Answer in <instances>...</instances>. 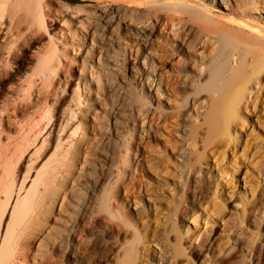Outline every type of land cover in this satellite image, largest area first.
<instances>
[{
  "label": "bare ground",
  "instance_id": "bare-ground-1",
  "mask_svg": "<svg viewBox=\"0 0 264 264\" xmlns=\"http://www.w3.org/2000/svg\"><path fill=\"white\" fill-rule=\"evenodd\" d=\"M81 1L85 2L88 0ZM243 3V0H189L187 3L184 1L178 2V4L184 5L190 14H193L192 17H195L194 24L196 23L199 25V54L195 55V45L187 42L188 40L179 41L180 44L172 54L178 53L176 56L177 58L181 53L190 55V60L188 63L184 64L183 68L179 69L180 76H178L177 79H173L169 75H163L159 65L155 62L157 61L156 59H158L157 53L148 48L149 42H151L152 39L151 38L149 41L146 27L148 23H146L145 20H134V18L130 16L124 17L126 13H132V7L130 9L129 6H101L99 8H92L90 4H83V6H79L70 11L63 9L64 5L61 9L59 7L60 10L57 12L61 19L60 27L62 28L58 31L60 39H57L56 36L48 37L50 42L48 48H50V51L54 54L57 50L56 44L60 45L63 53H66L67 49L73 51L74 48L68 45L67 39L65 38V35L68 34L80 38V42L77 46L82 54H84V58H86L90 50L92 53L94 49L100 50L102 46L104 48L109 47L112 52H110L109 58H107L108 60L106 59L107 63H105L106 72H108L109 75H115V73L119 71L120 66L117 55L119 50H127V52L125 50V57L127 61L129 60L132 62V68L135 67V63L140 65L141 72L139 75L140 78L144 80V82H142L144 83V87H146L145 89L147 90L151 102L149 104L143 101L132 103V101L128 99L131 101H128V104L135 114L136 125H134L137 126V132H135V155L133 160L134 169L135 171H141V160L143 158L142 149L146 146H143L145 137L147 138L150 136L154 139L153 145H160L159 150L151 146V149H155L154 153L156 155L153 154L156 156L157 163L154 165L153 161L152 163L150 162V168L155 169V171L157 169L159 173H162L165 182H174V179L175 181L178 178L181 179L184 174L187 175V172L190 174V180L188 181L189 185L184 193L188 195L186 200L195 198V202L192 203V201V205L189 203L191 206H188L189 204L187 206L192 208L191 211L193 213H191L190 218H192L193 224L197 226L199 217L196 216L197 211L195 207L203 198L202 193H212V200L219 201L221 193H225V189L230 190L229 193L234 192L232 186L243 171V167L241 166L243 163H237L236 159L238 157H245V152L249 146V140L246 139V137L252 136L253 130L250 131V133L247 132L251 127L252 129H255L254 127L264 129V53L262 52L264 50H258V52L260 51L263 55L259 53L256 54L257 51L254 52L260 46L259 43H261L259 42L261 40L256 34L264 33V29L262 27L260 28L257 23L251 21V19H253L252 15L256 14L258 10L256 11L254 9L256 11L255 13L249 11L250 14L245 13L241 15V13H244L242 10H248L244 8L245 4L243 5ZM48 4L45 0H0V37L2 40L6 38L8 39L7 44L13 45L19 42L24 43L22 41L25 40L28 42L29 38L40 37V32H42V29L47 28L46 25L48 23L55 24L58 20L56 11L54 12V9L50 8ZM207 9L222 11L221 18L230 16V23L225 24L215 20ZM238 13L245 18V23L238 21L240 16ZM27 20L30 21L28 22ZM207 21L216 23L215 25L213 23L214 26L212 25V27H210V22L208 23ZM178 23L179 22H176L175 26L176 24L178 25ZM233 24L249 32L247 33L248 35L242 32H239L237 35L236 33L238 32H234L235 35L233 36H238V39L244 42L242 46L236 42L234 43L232 37L231 39L225 34H220V32L223 33L225 30H229L227 26H232ZM219 25H221L222 28H220ZM171 26L173 27L174 24ZM223 26L225 30H223ZM119 31H123L126 38L131 40L132 43H130L135 45L134 47L137 49H133L130 43H122L123 45L121 46L120 39L117 37ZM194 35L195 37L197 36L196 32ZM94 39L98 41V44L94 45ZM249 44L250 46H248ZM258 44L259 46L257 47ZM8 45H6V47ZM12 45H9L7 49ZM254 45L257 47L256 49L252 48V46L255 47ZM12 49L13 48H11V50ZM259 49H264V46L262 48L259 47ZM54 54L52 56H54ZM11 55L12 51L10 50L4 52L2 63H0V69L10 65L9 58ZM193 56H196V58ZM65 61L66 60L62 58L58 64L64 66L66 63ZM166 63L169 64L170 62L166 61ZM98 66H100V64L96 60L88 58L85 60L83 70L81 71L82 73L76 81L75 86L68 94L69 100H65L62 95L59 97L56 96L53 85L51 86L48 83L49 86L47 87L46 78L48 79L49 76L46 77V75L52 70V65L50 61H43V59H41L33 75L19 78L18 88L7 97V100L0 102V123L3 124L2 122H5L6 126L8 125L17 135L15 143L13 142L17 151H25L26 145L27 147H29L28 145L33 146V148L31 146V149H33L32 156L37 153L41 154L42 150L46 151L45 154L52 151L46 164L42 167L40 172L36 174L34 179L30 180L28 177H26L27 179H22V181L18 179L15 186L17 188V193H13V191L10 193L7 192V198L3 199L7 200L6 207L3 205L5 207L3 212L5 213V211H7L6 216L9 222L6 224L3 231L0 229V264H37L38 258H40L39 249H41L40 247H42L43 241L46 240L52 230L51 226L48 225L49 221L55 220V216L65 209L64 206L67 201L65 200L66 193L62 192L57 187V179L61 177L64 186L65 183L68 185L72 184L80 176L82 163L85 161V157H88L86 155L89 153V149L92 146L88 131L89 128H94L97 125L95 121L98 117L94 106L98 103V97L96 95L99 76H97L99 71L96 68ZM132 68H130V70L133 72ZM93 86L96 87V91L93 90ZM46 87L47 90L45 89ZM176 87H178L180 93L183 94L181 101L180 103L176 102L177 97L170 94L174 99L170 101L168 98L167 100L170 102L166 101V105L168 103H173V106L166 109L163 106V102H161L162 99L165 100L163 90L169 88L172 89L171 91H174ZM122 101L125 102V99L121 100V102ZM129 105L128 109H130ZM41 106H43L42 110L40 108ZM249 114L254 118L256 117L255 120L250 121V124L247 122L251 120V118L248 117ZM43 115H47V117ZM116 115L121 119L123 114L116 113ZM42 116L43 118H47L46 120H48V123L40 127L38 124L39 122L41 123L40 120ZM111 123L115 129H117V125L120 124L116 117L113 118ZM30 134H33V139L29 138L31 136ZM6 138L7 137H5V139ZM116 138L118 141L120 140L121 143L122 136L116 135ZM254 140L257 141L258 137ZM124 141L122 142L124 143ZM2 142L3 141H1L0 144ZM0 149L2 148L0 147ZM240 150H242V153L237 157ZM255 150L254 155L260 157L261 154L264 153V141ZM0 152L3 151L1 150ZM227 152H231L232 155L231 160L233 165L231 171H226L223 167H220L217 171L218 176L224 181L223 186L216 183L215 178L213 179V176L209 175V171L211 170L210 161H213L218 167L220 164L218 160L224 157ZM115 158L114 156V159ZM3 180L5 184L4 187L1 186V188L3 187V191L5 187V189H10L11 191V187L15 181L14 179L12 180L9 171H6ZM3 180L0 182L3 183ZM7 186L9 188H7ZM106 187L107 186L102 188L104 190H101V193L98 194L99 196H96L97 194H91L86 200V212L91 220L96 219V216H100L102 213H108L111 216L117 211L120 186L117 188L116 193L113 192L115 196H113V194L111 195ZM139 189L138 191H140ZM171 190L172 193H174L172 196L175 197V200L176 198L178 199V194L175 196V192H177L176 189L173 187ZM191 193L194 194V196L191 195ZM137 194L140 193L137 192ZM183 199L184 198L180 199L181 206L178 204L180 202H174L180 206L177 207L178 211L175 210L176 213H178L177 215L174 213V215L177 216L176 218L182 215V202L183 204L185 202V199ZM221 203L223 202L220 201V204ZM213 204L214 202L208 205L213 206ZM3 212L0 217V223L1 219L4 217ZM171 214L173 216V213ZM208 214L207 217L210 219L212 215ZM206 219L209 221L208 218ZM208 224L209 222L204 225L207 226ZM206 230L207 229H205L204 233H200V230H198L192 235H189L187 231L185 234L187 236L186 238H188L189 242L190 240H193V242L189 243L186 250L189 249L190 252L196 249L199 239L207 232ZM138 232L139 231H136V233ZM176 238L178 240V237ZM176 238H174L175 241ZM138 239L139 235L137 237V240ZM212 239L213 237L211 241H213ZM137 240L135 241L136 243ZM138 243H140L139 240ZM123 249L127 250L126 247ZM130 249H133V247ZM118 251L120 252L122 250L119 249ZM128 251L131 252L133 250H129L128 248L127 252ZM168 252V249L164 251L165 259L162 257V264L163 261L167 260L170 256ZM172 253H174V251H172ZM172 253V258L175 260L180 256L176 252L174 254ZM179 253L182 254L181 252ZM124 255L125 254H123V256ZM126 255L128 256L127 253ZM123 258L116 264H133V262L131 263V259L128 260L125 256ZM72 259H74L73 255ZM75 260L76 259H74L73 262Z\"/></svg>",
  "mask_w": 264,
  "mask_h": 264
},
{
  "label": "rangeland",
  "instance_id": "rangeland-1",
  "mask_svg": "<svg viewBox=\"0 0 264 264\" xmlns=\"http://www.w3.org/2000/svg\"><path fill=\"white\" fill-rule=\"evenodd\" d=\"M95 1L100 3L98 5H91L92 8H99L101 6H129L131 9L132 7V13H126L124 14V17L130 16L133 17L134 20H145V22L148 23L145 24L147 27V33L149 35V41L152 38L151 42H149L148 48L157 53L158 59H156L157 61L155 62L157 65H159L160 71L163 75H169L171 78L177 79V77L180 76L179 69L183 68L184 64L188 63L190 60V55L181 53L177 58L176 56L178 53L172 54L180 44L179 41L188 40L187 42L195 45V55L199 54V25L196 23L194 24L195 17H192L193 14H190L184 5L178 4V2L183 1L187 3L189 0ZM106 1H112V3H104ZM243 1V5L245 4L244 8H247L248 10H242L244 13H241V15L245 13L250 14L249 11L255 13L258 10L256 14L252 15L253 19H251V21L257 23L260 28L262 27L264 29V0ZM45 2L47 4L49 3V7L53 8L54 10H52L54 12L56 11L58 20L57 23L55 22V24L48 23L46 25L47 28L42 29V32H40V37L38 36L36 38H32L33 40L29 38V43L26 42L27 40L22 41L24 43H16L18 46L15 43V45L13 44L14 46L9 44L12 45L10 46L11 48H15L14 52L10 47L7 49L9 46L7 44L8 39L3 38L2 40L0 37V63H2L1 61L3 60L2 58L4 56V52L7 50L12 51V55L9 58L10 65L0 69V72L2 71L0 73V102L7 100V97L18 88L19 78L26 77L27 75H33V72L39 65V60L41 61V59H43V61H50L52 65L51 71L53 72L50 71V73L46 75V77L49 76L48 79L46 78L47 87L49 85H53L56 96L59 97L62 95L64 96L63 98L65 100H69L68 94L75 86L76 81L79 79L87 58L98 61L100 66L96 68L99 71L98 72L96 70L98 72L97 76L99 75L97 83L98 90L96 91V87H92L93 90L96 91V95L98 97V103L94 106L98 117L95 122L98 126L96 125L94 128H89L88 131V135L91 137L92 146L89 149V153L86 155L88 157H85V161L82 163L81 174L76 179L77 181L75 180L70 185L65 183V186L63 185L64 182L62 181L61 177L57 179L58 182L56 181L58 184H56L57 187L62 192L66 193V207L64 206L65 209L55 216V220L49 221L48 225L51 226L52 230L50 235L47 236L46 240L43 241L41 245L42 247H40L41 249H39L40 258L38 259L42 260H38L37 264H116L118 261L120 262L121 258L124 256L128 260L131 259V263L133 262V264H162L161 259L162 257L165 259L164 251H166V249H168V253H170L171 257L169 256L167 260L163 261V264H264V153L261 154L260 157L254 155L256 151L255 149H257V147L264 141V129H259V127H254L255 129H252L251 127L247 132L250 133V131L253 130L252 136L246 137V139L249 140V146L245 152V157H238L242 153V150H240L237 155V163H243L241 164L243 171L242 174L237 177V181L232 186L234 192L229 193L230 190L225 189V193H221V198L219 201L212 200V193H202L203 198L195 207V210L197 211L196 216L199 217L198 226L193 224L192 218H190L191 213H193L191 211L192 208L188 206L192 205V201V203L195 202V198H191V201L189 199L186 200L188 195L187 193H184L186 192L185 190H187L186 188L189 185L188 181L190 180V174L187 172L188 176L184 174L181 179L178 178L176 181L174 179V182H165L163 180L164 175L162 173H159L157 169L155 171V169L150 168L152 161L154 165L157 163L155 158L156 154L154 153L155 149L151 148L154 146L153 148H157L159 150L160 147V145H153L154 139L150 136L147 138L145 137L143 146H146L142 149L143 158L141 160V171L136 169L138 171L137 172L134 169L133 160L135 155V132H137V126H135V114L132 112L128 101L131 100L132 103H136V101H143L147 104L151 102L147 90L145 89L146 87H144V80H142L139 75L141 72L140 65L135 63V65L133 64L135 67L132 68V62L129 60L127 61L125 57L126 49H124V51L119 50L117 55L120 66L118 72L120 73L117 72L115 75H109L108 72H106L107 70L105 63H107V58H109V54L112 52L110 51L111 49L109 47L104 48L102 46V50L94 49L92 53L90 50L86 58H84V54H82L77 46V44L80 42V38L78 36H73L72 34L65 35V38L67 39L68 45H71L74 48L73 51L71 49H67V52L63 53L60 45L56 44L57 50L54 54L50 51V48H48L50 46L48 37L56 36L57 39H60L58 31L62 28L60 27L61 19L59 17V13L57 12H59V10L63 8L64 5L65 6L63 9L70 11L83 5L75 4L73 0H45ZM207 11L211 13V16H213L215 20L221 21L225 24L230 23V16L221 18L223 13L222 11H212L210 9H207ZM238 15L240 14L238 13ZM240 16L238 21L245 23V18ZM176 22L179 23L175 26ZM213 23L215 25L216 22H210L209 26L211 25L210 27H212ZM172 24H174L173 27L171 26ZM219 26L222 28L221 25ZM239 27L240 26L233 24L232 26H227L229 30H225V27L223 26V30L227 31H224L225 33L220 32L223 31L222 29H217H220V34H225L227 37L229 36V38L232 37L233 39H231L234 43L236 42L242 46L244 45L242 44L244 42H241L237 35L239 32L245 33V35L249 32L248 30ZM195 32L197 35L196 37L194 35ZM234 32H238L236 33L237 37L233 36L235 35ZM256 35L261 40L259 41L261 42L259 43L260 46L258 44L257 47L259 46L262 48L264 46L261 45L264 44V33H259ZM117 37L120 39L121 46L123 45L122 43L129 44L131 42V40L126 38L123 31H119ZM93 43L96 45L98 44V41L94 39ZM6 45L8 46L6 47ZM134 46L135 45L131 44L133 49L135 48ZM248 46H250V44ZM257 47L252 46L254 49ZM259 47L254 52L257 51L256 54L259 53L260 55H263L260 53V51L258 52V50L262 51L264 49H259ZM262 52L264 53V51ZM52 53L54 56H52ZM193 57L196 58V56ZM62 58L63 60H66V65L64 64V66H60L58 64ZM166 61L170 63L168 64ZM130 68L133 69V72L130 70ZM182 70L181 72L183 73ZM47 87L45 88L46 90ZM177 88L178 87H176L174 91H171L172 89L169 88H167L168 90L166 88L163 90V96H165V100L162 99L161 102H163V106L166 109H169L171 106H173V103H168L166 105V101H171L174 99L172 98L173 96L177 97L176 102L180 103L183 94L180 93V89ZM170 94L173 96H170ZM168 98L169 100H167ZM123 99H125V102H121ZM128 105L130 109H128ZM40 108L42 110L43 106ZM116 113L123 114L121 119L118 118ZM250 115L251 114H249L248 117L251 118V120L247 121L249 124L250 121L256 119V117L254 118ZM43 116L40 120L41 123L39 122L38 124L40 127L45 126L48 123V120H46L47 118H43ZM44 117H47V115ZM114 117H116L118 122H120V124L117 125V129L113 128L111 123ZM2 123L4 125L0 123V139L3 142L0 144V147L2 148L0 151H5V154L0 152V181L3 180L6 171H9L12 176V180L14 179L15 183H13L11 191L10 189H5L6 187L3 191V187L5 186L4 180L3 183L0 182V217L3 209L7 205V200H3L4 198H7V192L10 193L13 191V193H17V188L15 186L18 179L19 181H22V179H25L26 177H28L30 180L34 179L36 174L40 172L42 167L46 164L49 155L52 153V151H49L45 154L46 151L42 150L43 153H37V156L35 154L32 156V145H28L30 148L26 145L25 151H17L13 144V142L15 143V138H17V135L10 127H8V125L6 126L5 122ZM30 135L29 138L33 139V134ZM116 135H121L122 141L125 140L124 143L121 141L122 145L120 140L118 141L116 138ZM5 137H7L8 140L7 138L5 139ZM257 137L258 140L255 141L254 139ZM113 155L118 160L116 158L114 159ZM231 158V152H227L224 157L218 160L220 163L218 167L213 161H210L211 170L209 171V175L213 176V179L215 178L216 183H219V185L224 186V181L218 176L217 171L220 167H223V169L226 171H231V167L233 165ZM149 163L150 165L148 166ZM1 186L3 187L1 188ZM105 186H107L106 188H108L109 193H111V195L113 194V196H115L116 190L120 186V194L116 208L117 213L114 212L111 216L108 213H102L100 216H96L97 220H91L88 213L86 212V200L91 194H97L96 196H99L98 194L101 193V190H104L102 188H105ZM173 187L177 191L175 192V196L178 194L177 196L180 199L184 198L185 200H183L187 203L186 204L184 202V205L182 202V215H178L180 216L178 217L179 219L176 218L177 216H175L178 214L175 210L178 209L177 207L181 206V200L176 198V201L175 197L172 196L174 193H172L171 188ZM7 188L9 187L7 186ZM138 189L140 191H138ZM137 192L140 194H137ZM191 195L194 196L192 193ZM220 201L223 203L220 204ZM174 202H180L178 203L180 206ZM207 202L208 204L214 202V204L211 206L208 205ZM6 212L7 211H5V213L3 212L4 217L1 219V231L5 229L6 224L9 222ZM171 213H173V216ZM207 214L212 215L210 216V219L207 217ZM206 218H208L209 221ZM208 222L209 224L205 226L204 224H207ZM205 229H207L206 231L208 233L205 232V234L202 235V238L199 239L196 249L190 252L189 249L186 250V247L189 246V243L193 242V240H190V242L188 241V238H186L187 236L185 235L186 232L188 231L189 235H192L198 230H200V233H204ZM135 230L139 232L136 233ZM138 235V240L140 243H138L137 240ZM176 237H178V240ZM212 237L213 241H211ZM174 238H176V241ZM136 240L137 243L135 242ZM124 247H126L127 250L129 248V250L133 251H128V253L126 249H123ZM132 247L133 249H130ZM171 248L174 249L172 250ZM119 249L122 251L119 252ZM172 251L180 255L176 258V260L179 261H176L174 258H172ZM125 252L128 254V256ZM123 254L125 255L123 256ZM72 255L74 259H76L74 262ZM200 255H203L204 257Z\"/></svg>",
  "mask_w": 264,
  "mask_h": 264
},
{
  "label": "water",
  "instance_id": "water-1",
  "mask_svg": "<svg viewBox=\"0 0 264 264\" xmlns=\"http://www.w3.org/2000/svg\"><path fill=\"white\" fill-rule=\"evenodd\" d=\"M75 4L83 5V4H90V5H98L100 2L95 0H88V1H81V0H73ZM104 3H112V1H106Z\"/></svg>",
  "mask_w": 264,
  "mask_h": 264
}]
</instances>
